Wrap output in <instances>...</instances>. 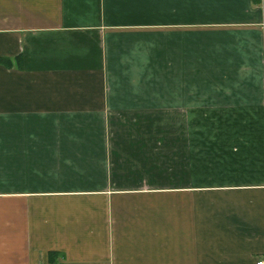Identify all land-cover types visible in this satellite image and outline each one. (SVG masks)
Returning a JSON list of instances; mask_svg holds the SVG:
<instances>
[{
	"label": "crops",
	"instance_id": "obj_1",
	"mask_svg": "<svg viewBox=\"0 0 264 264\" xmlns=\"http://www.w3.org/2000/svg\"><path fill=\"white\" fill-rule=\"evenodd\" d=\"M260 259L264 0H0V264Z\"/></svg>",
	"mask_w": 264,
	"mask_h": 264
},
{
	"label": "built area",
	"instance_id": "obj_2",
	"mask_svg": "<svg viewBox=\"0 0 264 264\" xmlns=\"http://www.w3.org/2000/svg\"><path fill=\"white\" fill-rule=\"evenodd\" d=\"M256 264H264V259H260L256 262Z\"/></svg>",
	"mask_w": 264,
	"mask_h": 264
},
{
	"label": "trees",
	"instance_id": "obj_3",
	"mask_svg": "<svg viewBox=\"0 0 264 264\" xmlns=\"http://www.w3.org/2000/svg\"><path fill=\"white\" fill-rule=\"evenodd\" d=\"M54 254H55V252H50V259H53Z\"/></svg>",
	"mask_w": 264,
	"mask_h": 264
}]
</instances>
